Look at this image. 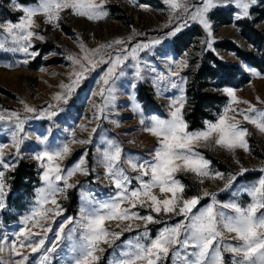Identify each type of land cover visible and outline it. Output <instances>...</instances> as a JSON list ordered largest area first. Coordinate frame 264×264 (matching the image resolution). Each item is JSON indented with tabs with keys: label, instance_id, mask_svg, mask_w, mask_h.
I'll use <instances>...</instances> for the list:
<instances>
[{
	"label": "rangeland",
	"instance_id": "1",
	"mask_svg": "<svg viewBox=\"0 0 264 264\" xmlns=\"http://www.w3.org/2000/svg\"><path fill=\"white\" fill-rule=\"evenodd\" d=\"M17 2L22 6L29 7L37 4V0L27 3H21L19 0ZM95 2L100 3V0H95ZM182 2L190 11H195L196 7L201 6L200 0H182ZM12 5L13 0H0V22H17L18 18L23 15L22 11L15 10ZM104 8L107 16L99 20H88L86 17L71 14L68 10H62L59 26L46 23L45 17L42 14H37L33 17L32 30L43 39H32L33 48H30L29 51L37 52L38 55L35 57L28 56L23 52L7 50L15 45L11 43L10 38L6 39V33L0 32V42L6 44V48L0 50V114L7 116L10 112L15 111L25 119V131L29 134V138L21 145L22 158L18 160L17 166L21 161L32 164L38 179V183L31 191V196L19 201L21 204L24 203V207L19 209L20 203H18L19 206H14L12 202L11 204L7 203L12 180L11 174L17 166L5 172L6 195L4 201L6 208L0 210V242H6L8 246L11 241L16 239L20 229L25 227L22 223L23 219L31 213L37 199V190L43 186L40 180V162L34 159L37 152L45 148L54 150L67 142L70 144L71 152L58 163L65 168L71 167L84 156L89 172L87 176L77 172L69 178L68 182L77 186L67 190V199L61 195L56 197L64 209L62 216L53 217L49 213V219L41 221L45 225H51L52 231L47 233L46 239V247H51L55 243L58 222L66 217L78 218L82 190L91 191L101 201L115 191L105 179L104 167L99 163L102 151L107 146L106 141L111 139L121 146L123 150L122 167L127 170L130 177H135L138 173L131 170L127 160L150 159L149 151L158 144L157 137L143 130L144 125L141 124V120L148 124L153 117L168 118L172 99L180 95L185 97L183 117L185 116L188 106L186 96L188 74L200 65L208 52H211L222 62L239 65L248 75V81L241 87L209 88V91L226 98L224 106L209 122L215 123L218 117L224 114L225 109L230 106L228 117L240 122L241 127L248 131L246 140L249 151L246 152L240 148L232 151L226 150L214 145V138L207 142H200L196 151L210 161V171L222 173L223 179L204 178L201 182L200 178L190 172H178L176 178L185 186L183 198L202 197L197 208H204L211 203L210 196H204V192H208L215 193L219 202L226 203L235 200L237 203L246 205L249 202V197L240 190L247 185L255 184L264 176V172L260 171L264 169V133H261L252 123L245 121L241 114L246 112L250 106L264 111V72L242 63L232 52L217 48V44L229 41L243 51L256 57L259 56L260 52L257 48L242 37L237 23L248 21L255 29L264 34V3H259L250 9L251 19L240 21L235 19L234 7L211 11L208 14L212 32L210 38L199 22L190 19L187 20V27L183 28L175 37H169L167 35L169 31L177 24L183 23L187 19V15L183 8L173 11L168 4L164 3V0H104ZM218 12H229L230 24L221 25L213 21L212 15ZM188 31H193L196 36L190 39L189 45L180 53H175V39ZM156 39H159L161 43L138 53L141 67L144 69L145 78L143 80H136L134 77L135 61L131 58L125 61L127 65L124 67L125 75L116 78L111 85L115 89V102L104 110L103 118L96 119L99 114L98 106L104 104V100L99 95L101 89L105 87L102 78L107 67L103 64L96 67L94 71L86 73L87 78L75 89L69 103L65 104L63 101L54 99V96L66 91L60 85H69L75 78L71 74L80 70L79 66L73 65L67 57L71 55L82 58L84 52L81 50V44L87 50H94L102 44L123 40L125 43L122 47L127 48L130 52L131 48L137 44H150ZM208 39L213 41L211 48L206 43ZM117 47L119 46L113 45V48L108 51L114 55ZM104 59L107 60L108 56H104ZM25 60L28 62L24 63ZM185 61L187 67L182 66ZM171 72H178L179 77H171ZM161 75L168 76L170 80H175L178 83L180 78H183L185 81L182 84L183 92L171 88L167 80L164 81V87L158 90L154 86V79ZM132 83L136 84L135 88L131 87ZM141 86L147 87L149 94V97H145L143 101L137 97L138 89ZM229 89L233 91L235 101L227 95ZM25 104L35 108L37 113L41 110H55L57 115L51 119H35L33 118L35 113L25 112ZM133 104H139V111H134ZM50 105L51 109H49ZM235 110H240V112ZM11 127L12 124L8 121H0V145L4 146L2 151L5 159L11 158L15 161V149L10 147L11 134L8 131ZM205 127L204 124V127L199 130H203ZM94 128L96 129L95 133L92 132ZM73 136L77 141L91 138V142L87 144L70 143ZM241 168L247 169V171L242 176L237 175L236 181L229 189L221 191L228 177L239 174ZM130 187H138L137 181L133 179ZM153 192L159 198H164L158 189H154ZM73 199L76 200L74 207ZM47 207H52V205L49 203ZM122 207H128V204L125 203ZM136 211L142 216L149 214L147 207L138 206ZM151 214L156 216L155 213ZM157 218L168 224H175L181 219V217L164 214ZM6 220H10V223H6ZM128 223L129 221H109L106 223V227L110 232H120L127 227ZM131 223L132 231H124L120 239L116 241L117 245L123 247L124 241L134 239L143 232L144 222L142 220H134ZM164 226V223L149 224L150 235L155 237L158 230ZM31 231L38 233L36 239L45 237V233L40 228H32ZM233 237L234 234L225 232L223 242L234 243ZM100 247L105 249L103 253H96L101 256L100 264H112L119 249L114 250L107 244H101ZM17 250L29 257L28 264H40L41 257L45 254L43 248L37 253H32L31 249L27 247ZM224 257L227 264H231L232 254L225 253ZM0 258L4 259L5 264H10V261L18 259V257L10 256L7 247L5 252L0 254ZM70 259L69 249L61 244L55 253L50 254L49 264H68ZM168 264H172V262L169 261Z\"/></svg>",
	"mask_w": 264,
	"mask_h": 264
},
{
	"label": "snow or ice",
	"instance_id": "2",
	"mask_svg": "<svg viewBox=\"0 0 264 264\" xmlns=\"http://www.w3.org/2000/svg\"><path fill=\"white\" fill-rule=\"evenodd\" d=\"M174 11L183 8L187 19L183 23L177 24L169 33V37H175L181 30L188 26L187 20L197 21L206 30L208 37L212 36L211 25L208 14L219 8H233L235 19H251L250 9L264 0H200L199 7L195 11H190L183 4L182 0H164ZM15 10L22 11L23 15L17 22H0V32L6 33V39L10 38L15 47L8 48L12 52H23L28 56L35 57L37 52H30L33 48L32 39H43L37 32L32 30L34 26L33 17L42 14L45 22L59 26L62 10H68L71 14L86 17L88 20H99L107 16L104 8V0L96 3L95 0H37L34 6H22L17 0H13L12 5ZM123 40H115L110 44H102L97 49L87 50L81 44L84 56H68L73 65L79 66V71H74L69 85L61 84L62 89H66L63 94H57L54 99L67 104L72 98L75 89L87 78L86 73L94 71L96 67L103 64L107 71L102 78L105 86L99 95L104 100V104L98 106L99 114L96 119L103 118L104 110L115 102V89L111 86L115 79L124 76L125 61L131 58L135 61L134 77L136 80H143L144 69L138 57L140 51L150 49L160 44L159 39L153 40L150 44H137L129 52ZM211 48L213 41H206ZM117 47L115 54L108 51ZM6 44L0 42V50L5 49ZM104 56H108L105 60ZM28 61L25 60L24 63ZM187 67L185 61L182 65ZM171 77H179L178 72H171ZM168 81L171 88L179 89L183 92L182 84L185 82L180 78L179 83L170 80L168 76H157L154 79V86L159 90L164 87V81ZM132 88L136 87L132 83ZM107 93V95H105ZM95 95V94H94ZM227 95L235 101L232 90H227ZM179 105L178 107L176 105ZM185 97L180 95L172 99L169 105V117H153L148 124L141 120L144 131L157 137L158 144L150 150V159L134 160L128 159L133 172L138 173L135 177H130L127 170L122 167V148L114 140H107L103 149L99 163L104 167V177L115 191L104 200H98L94 193L82 190L80 193L81 207L79 216L66 217L59 221L58 230L55 232V243L51 247H46L47 233L52 231L51 225H45L41 221L49 219V213L53 217L62 216L60 202L56 198L58 195L67 199V190L77 185L70 184L69 178L79 172L85 176L89 175L86 159L84 156L71 167H62L58 161L66 158L70 152V144L64 143L54 150L45 148L35 154L34 159L39 163L41 169L40 180L42 187L37 190V199L31 213L24 217L23 224L16 239L11 241L10 246L6 242H0V254L7 250L10 256L18 259L10 261V264H28L29 257L24 255L18 248H30L32 253L39 252L42 248L45 254L41 257L40 264H49L50 254L55 253L57 248L64 244L70 252L71 259L68 264H100L101 256L96 253H103L101 244H107L110 248L119 249L112 264H227L224 254L231 253V264H264V176L255 184H250L242 188L249 197L246 205L230 202H219L215 193L204 192V196L211 199L204 208H197L202 197L193 196L184 199L185 186L176 178L178 172H190L200 178H221L220 172L210 171V161L196 151L200 142H207L214 138V145L232 151L237 148L249 151L246 136L247 129L241 127L240 122L230 119L227 115L229 108L224 114L218 117L213 123L206 121L205 129L189 132L188 124L183 117ZM52 106H49L51 109ZM139 104H133L134 111H139ZM27 113H35L33 118L43 119L57 115L55 110H37L24 105ZM238 113L240 110H235ZM244 120L252 123L261 133H264V111L249 107L246 112L241 113ZM0 121H8L12 127L8 129L11 134L10 147L15 149V161L11 158L6 160L0 145V210L6 208L4 197L6 195V170L14 169L18 160L22 158L21 145L29 134L25 131V119L15 111L7 116L0 114ZM113 123H117L113 121ZM95 133L96 129H92ZM89 140L77 141L74 136L70 143L87 144ZM43 143V141H41ZM247 169L241 168L239 174L228 177L224 188L229 189L236 181L237 175H243ZM260 171L264 172V169ZM136 180L138 187H130L132 180ZM158 189L164 195L161 199L153 190ZM52 207H47L48 204ZM127 203L128 207H122ZM147 207L148 215H140L136 211L137 207ZM151 213H155L153 216ZM161 214L181 217L175 224H168L160 221L157 217ZM134 220L144 222V230L137 237L123 242V247L116 244L124 231H132ZM109 221H129L126 228L120 232H110L106 223ZM164 223L165 226L158 230L155 237L150 235L148 225ZM30 225V227H29ZM119 227V224H117ZM138 227V225H137ZM32 228H40L45 233L44 238L36 239L38 233H33ZM234 234L233 242L224 243V233ZM0 264H5L0 258Z\"/></svg>",
	"mask_w": 264,
	"mask_h": 264
},
{
	"label": "trees",
	"instance_id": "3",
	"mask_svg": "<svg viewBox=\"0 0 264 264\" xmlns=\"http://www.w3.org/2000/svg\"><path fill=\"white\" fill-rule=\"evenodd\" d=\"M19 1L27 3L32 0ZM211 19L221 25L230 24L229 12L215 13ZM237 25L240 28L242 37L260 52L259 56H253L229 41L217 44V48L232 52L242 63L264 72L263 32L255 29L252 23L248 21L238 22ZM194 36L196 35L193 31H188L177 37L174 42V52L180 53L182 49L189 45L190 39ZM188 75L189 82L186 90L188 106L184 119L188 124L189 131L202 129L205 122L212 121L225 104L226 98L209 91V88L241 87L248 81L247 73L239 65L222 62L211 52L206 53L200 65L195 70L190 71ZM148 95L147 87H139L137 97L140 101H143ZM11 177L10 194L7 198V203L11 204L12 202L14 206H19L18 203L21 204L20 200L31 196V191L38 183V179L36 178L33 165L23 161L14 169ZM72 203L74 207L76 200L73 199ZM22 207H24V203L19 206V209ZM5 222L10 223V220Z\"/></svg>",
	"mask_w": 264,
	"mask_h": 264
}]
</instances>
